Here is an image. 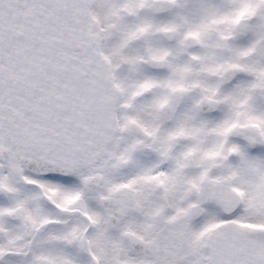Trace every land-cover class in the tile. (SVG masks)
Listing matches in <instances>:
<instances>
[{
	"label": "snow or ice",
	"instance_id": "snow-or-ice-1",
	"mask_svg": "<svg viewBox=\"0 0 264 264\" xmlns=\"http://www.w3.org/2000/svg\"><path fill=\"white\" fill-rule=\"evenodd\" d=\"M0 264H264V0H0Z\"/></svg>",
	"mask_w": 264,
	"mask_h": 264
}]
</instances>
